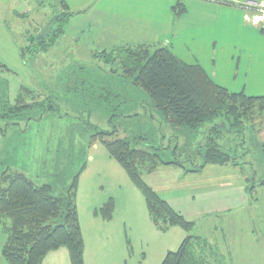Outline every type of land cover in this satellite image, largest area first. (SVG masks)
I'll return each instance as SVG.
<instances>
[{"label": "rangeland", "instance_id": "1", "mask_svg": "<svg viewBox=\"0 0 264 264\" xmlns=\"http://www.w3.org/2000/svg\"><path fill=\"white\" fill-rule=\"evenodd\" d=\"M67 1L71 17L67 24L57 23L52 27L53 31L58 27L63 33L55 39L50 35L45 52L33 41L54 15L61 13V0H28L24 4L27 14L23 16L18 11L21 0L12 2L18 21L10 25L19 50L10 57L0 49V63L10 70L0 67V85H5V95H8L4 98L0 93V114H5L0 118V189L3 175L21 173L36 186H50L53 195L58 196L67 192L81 172L82 178L76 187L80 188L77 213L83 226L89 215L87 211L93 210L92 204H97L94 212L112 197L117 200V210L113 205L112 217L115 215V219L120 220L119 207L127 212L136 203L134 198H126L125 179L128 178L120 165L108 156L104 146L98 140L92 141L96 133L112 130H116L113 138L127 140L131 148L149 153L157 150L163 161L179 162L187 168L202 165L200 154L204 155L210 136L223 152L240 164L239 176L249 181L248 187L264 181L261 150L264 116L246 123L243 133L225 131L227 121L222 117L213 120L216 126L220 125L218 134L209 135V123L191 132L173 127L162 119L145 91L121 76L118 61L109 63L101 55L103 51L124 45L150 46L151 51L168 46L182 60L197 58L204 65L214 59L215 81L229 92H239L233 90L245 86L247 96L264 94V63L250 64L255 63V55L264 54V13L260 25L251 29L241 22L244 14L246 23L251 21L252 14L246 3L243 6L222 3L223 6L237 5L236 13L232 7L204 5L194 0H87L91 6L81 11L76 9L77 0ZM180 7L184 13L180 12ZM198 10L216 12V25L209 27L220 29L227 39L214 57L207 55L196 39L184 37L185 29L199 32L195 14ZM7 18V22L12 19ZM231 41H236L240 47L231 49ZM186 46L191 47L189 56ZM17 52L21 55L17 56ZM208 66L212 63L207 65L210 71ZM19 96L24 105L32 101L39 105L17 116L8 113L7 108L13 107ZM50 105H53L51 109ZM89 158L93 161L89 162ZM145 177V172H141L146 183ZM135 191L146 211L141 192L136 187ZM248 194L257 208L254 217L264 219V189L256 187ZM95 217L105 221L98 215ZM259 228L264 229V224L260 223ZM125 230L127 244L131 247L127 256H120L116 250L109 262L103 263L99 258L98 264H153L152 242L140 238V233L136 236L138 231L129 233L128 225ZM120 232L124 237V230ZM187 235L193 237L190 231ZM5 240L0 225V264H7L1 256ZM86 240L89 247V238ZM123 243L126 244L124 239ZM91 258L92 263L84 260V264H95L96 258ZM66 262L71 264L69 259Z\"/></svg>", "mask_w": 264, "mask_h": 264}, {"label": "trees", "instance_id": "2", "mask_svg": "<svg viewBox=\"0 0 264 264\" xmlns=\"http://www.w3.org/2000/svg\"><path fill=\"white\" fill-rule=\"evenodd\" d=\"M61 8V13L58 11L54 19L55 24L63 25L67 24L71 14L67 12L63 0ZM180 9L183 12V8ZM62 33L58 27L55 31L52 28L46 39L38 36L33 43L36 42L39 50L45 52L51 41L50 35L55 39ZM150 48L144 45L120 46L108 52L103 51L101 55L109 63L118 61L121 76L149 95L153 107L167 124L191 132L202 128L205 123H215V118L222 117L227 121L225 131L243 133L246 123L259 115L264 116V96L229 92L216 85L201 66L180 61L168 46H159L154 51ZM6 92L5 85L1 84L2 97L7 98ZM38 105L39 102L35 101L24 105L19 96L7 111L17 116L24 111L30 112ZM4 115L0 114V118ZM219 129L220 125L215 124L211 130L218 134ZM115 134L116 130L99 132L92 141L98 140L104 146L109 156L141 192L154 226L159 231L172 227L190 231L193 223L175 212L141 178V172H150L160 165L179 163L163 161L157 150L149 153L133 149L127 140L113 138ZM261 150L264 155V143ZM201 156L205 165L235 162L210 136L204 155ZM1 183L0 225L6 235L1 256L7 264H41L49 252L60 248L67 250L71 264H84V245L75 205L77 176L67 192L58 196L53 195L50 186H36L21 173L3 175ZM259 185H264V181ZM254 188L252 186L247 190L253 191ZM113 205V201L109 200L95 211V215L109 221ZM206 248V241L187 236L176 251L165 255L160 264H204Z\"/></svg>", "mask_w": 264, "mask_h": 264}, {"label": "crops", "instance_id": "3", "mask_svg": "<svg viewBox=\"0 0 264 264\" xmlns=\"http://www.w3.org/2000/svg\"><path fill=\"white\" fill-rule=\"evenodd\" d=\"M194 1L216 7H232L231 5L223 6L224 4L222 3H235L239 6H243L246 3V7L249 8L252 14L251 21L246 23L248 20H246L247 16L244 14L241 22L242 24H248L247 27L251 29H255V27L259 26L261 23L262 13L259 12V7H261L262 12H264V0ZM12 2L13 0H0V49L5 51L6 55L9 53L10 57L13 56L14 51L19 50L15 45V43H17V38L10 25L18 21L16 20L18 12L12 10L14 9L12 8ZM21 2L22 5H19L18 11L23 16L27 14V5L25 6L24 4H26L28 0H21ZM64 2L68 8L67 12L70 13V3L67 0ZM77 2V11L91 6V4H88L87 0H77ZM238 2H242V4ZM237 5L232 7L236 13L238 10ZM60 9L62 10V8ZM6 11L9 14H4ZM195 14L199 22L198 26L200 30L196 33L194 29H185L183 30L184 37L186 35V37L192 39V41L196 39L198 46L205 49L207 55L209 54L211 57H214L216 51L222 48L220 44L227 40L223 38L220 29L210 28L212 25H216L215 19H218V15L216 12L200 10L195 11ZM7 17L12 18L10 22H7ZM231 44V49L240 47L236 41H231ZM194 46L197 47V45ZM262 46L263 44H259V47ZM186 51L189 56L191 47L186 46ZM172 53L178 57L173 51ZM18 54L21 55L20 52H17V56H19ZM254 57L256 58L254 60L255 63L252 62L250 63L251 65L255 66L259 63H264V54H257ZM179 60L186 64H197L201 66L211 80L216 85L221 86L215 81L217 74L214 70V59L204 65L197 58H194L192 61ZM210 63H212V66H208L211 69L209 71L207 65H210ZM0 67L5 71L9 70L1 63ZM211 74H213V76H211ZM233 91H239L245 94V86ZM252 95L254 97L264 96V94ZM15 102L16 99L14 103ZM210 125L209 135H212L214 132L211 129L215 123H211ZM89 160V162L93 161L92 158H89ZM240 169H242V167L235 161L225 165H205L202 163V165L193 168L184 167L180 163L178 165L167 164L160 165L150 172L144 171L147 185L161 199L166 201L175 212L180 213L188 221L193 223L190 229L193 237L206 241V260L204 264H264V229L259 228L260 223L262 225L264 224V219L254 217L253 212L257 208L252 203L253 200L249 198L248 193L250 191L247 190L249 189L247 186L248 181L239 176L238 171ZM81 174V172L78 174L77 181L81 180ZM78 177L80 178L78 179ZM121 180L124 181V178H121ZM125 180H127L125 181V189L128 192L126 198L131 199L132 197L136 203L132 204L133 209L127 212L119 207L122 211L120 212L122 213V217L119 218L120 220L115 219V215H113L108 222L95 217V211L93 212V210L96 209L97 204H92L91 207H93V210L87 211L89 215H86L84 226L80 216L78 218L84 245L83 258L86 263H92V256L97 260L95 264L101 261L99 258H102L103 263L109 262L116 250L119 251L120 256H127V252L131 250V247L127 244L128 240H126L127 232L125 227H127V225L131 229L129 233L138 231L136 236H139L138 234L140 233V238L145 239L147 243L152 242L150 250L151 255L155 258L153 264H160L168 252L176 251L182 241L189 236L186 231L178 227H172L166 231H159L152 223L147 208L145 211L142 206L143 203L135 191V186L129 178ZM256 187L261 190L264 189V185H258L255 186V188ZM255 188L253 189L254 191ZM79 195L80 188L78 185L75 193L76 210L78 209ZM112 198H110V200L114 202V210L116 211L117 200ZM119 202L118 199V203ZM129 202L130 201H128V205ZM254 226H256L257 229H255ZM120 229L124 230V237L120 234ZM143 229L145 233H143ZM86 237L89 238V247L87 246ZM122 237L126 244L123 243ZM175 239H177V242ZM149 246L150 245H148V247ZM68 257V252L60 248L49 252L44 257L41 264H49L47 261H49L50 264H68V262H66V260L69 259Z\"/></svg>", "mask_w": 264, "mask_h": 264}, {"label": "water", "instance_id": "4", "mask_svg": "<svg viewBox=\"0 0 264 264\" xmlns=\"http://www.w3.org/2000/svg\"><path fill=\"white\" fill-rule=\"evenodd\" d=\"M55 24V19H53L42 31V33L40 34V37L43 39H46L49 36V33L52 29V27Z\"/></svg>", "mask_w": 264, "mask_h": 264}, {"label": "built area", "instance_id": "5", "mask_svg": "<svg viewBox=\"0 0 264 264\" xmlns=\"http://www.w3.org/2000/svg\"><path fill=\"white\" fill-rule=\"evenodd\" d=\"M259 11H261V13H264V12H262V9H261V7H259Z\"/></svg>", "mask_w": 264, "mask_h": 264}]
</instances>
